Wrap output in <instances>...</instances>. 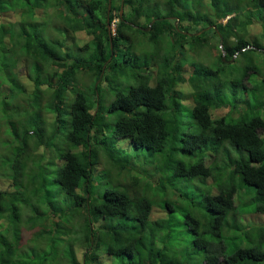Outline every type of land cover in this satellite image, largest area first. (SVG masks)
Returning <instances> with one entry per match:
<instances>
[{
    "label": "trees",
    "instance_id": "trees-1",
    "mask_svg": "<svg viewBox=\"0 0 264 264\" xmlns=\"http://www.w3.org/2000/svg\"><path fill=\"white\" fill-rule=\"evenodd\" d=\"M120 4L0 0V264H264V0Z\"/></svg>",
    "mask_w": 264,
    "mask_h": 264
},
{
    "label": "rangeland",
    "instance_id": "rangeland-1",
    "mask_svg": "<svg viewBox=\"0 0 264 264\" xmlns=\"http://www.w3.org/2000/svg\"><path fill=\"white\" fill-rule=\"evenodd\" d=\"M122 1V0H121ZM54 9V8H53ZM18 14L19 13H17L16 15H15V18H17L18 19ZM54 14V13H53ZM243 16H244V13H243ZM245 16H247V17H249L250 15H248V14H246L245 13ZM51 21L50 22H48L49 23V35L51 36V38H52V42H55V41H57L59 38H61L62 37V35L64 34V26L62 27V31L61 32H57V29L58 28H60V26H59V21L57 22L56 20H54V19H50ZM201 26V24L198 26V28ZM197 28V29H198ZM205 28V27H204ZM52 29L54 30V31H52ZM200 31V30H199ZM260 32H261V29H260V27L258 26V25H256L255 26V28L254 27H252L251 29H250V32H249V39H252V37H254V36H257V35H259L260 34ZM197 33H200V32H197ZM129 34L131 35V37L132 38H134V41H135V44H137V46L141 43V39H142V37H143V35L141 34V33H139V32H135V31H133V30H131V31H129ZM75 39L78 41V45H80V40H81V43H83V42H88V40L90 39L89 37H86L85 35H76L75 36ZM166 43H168V41H166ZM137 46H135V50L138 52V50L140 49V48H138L137 49ZM140 46V45H139ZM260 50V49H259ZM261 51H262V49H261ZM135 52V51H134ZM136 55H138L137 53H135ZM141 56V55H140ZM247 56H249V57H251V59L253 60V62L255 63V64H258L259 62H260V60H261V57L259 56V55H257V56H253V55H251V54H248ZM141 57H143V56H141ZM248 57V58H249ZM241 59V57L238 59V60H240ZM213 62V59H210L209 61H208V63H209V67H211L212 65H211V63ZM16 73L18 74V79L22 82H25V80L22 78L23 77V71L21 70V69H19V70H16ZM119 76V75H118ZM120 77V76H119ZM131 81V82H130ZM116 86H114L115 88L116 87H120V88H122V90H125V89H127L133 82H132V79H127L126 77H122V78H120V79H118L117 78V81H116ZM13 87H11V89H12ZM112 90V89H111ZM114 90V89H113ZM27 91L29 92L30 91V89H27ZM184 92H185V94L186 95H188L189 96V92H187V90H186V88L184 87V90H183ZM14 93L16 94V96H19V94L20 93H18L17 92V90L16 89H14ZM2 97V96H1ZM0 97V100L2 99ZM185 99L188 101L189 100V98L186 96L185 97ZM10 105H11V103H13V102H15V99H13V100H11V99H7L6 100ZM18 100L16 99V102H17ZM1 102V101H0ZM227 111V109H216V110H213V113H216V114H221V113H223V112H226ZM5 136V134L4 133H2V131H0V138H2V137H4ZM9 182V181H8ZM8 182H6V180H5V177H3V176H1L0 175V190H2V189H5V187L7 186V184H8ZM212 181L211 180H208L207 181V184H209V183H211ZM56 201V200H55ZM21 204V203H20ZM52 210H53V212L55 213L54 214V216H51L50 217V219H48V221L45 223V226L47 227V228H49V227H54V225L56 224V225H59L61 222H58V221H56L57 220V218H58V212L62 209V207L60 206V205H56V206H54V205H52ZM22 208V207H21ZM27 208H29V207H27L26 205H24V211H26L27 210ZM158 217H160V213L158 212V210L157 209H154V213H153V215H152V219H156V218H158ZM259 219H261V221H258L257 223L258 224H260V223H263L264 224V217L263 218H259ZM79 219H75L74 220V222H73V225L74 226H77V227H79ZM81 227V226H80ZM73 230H75V227L73 228ZM258 236H259V234H256V237L258 238ZM21 243H22V246H28V245H30L29 243H26V242H23V241H21ZM19 246H20V240H19ZM42 246H44V242L42 243Z\"/></svg>",
    "mask_w": 264,
    "mask_h": 264
},
{
    "label": "clouds",
    "instance_id": "clouds-1",
    "mask_svg": "<svg viewBox=\"0 0 264 264\" xmlns=\"http://www.w3.org/2000/svg\"><path fill=\"white\" fill-rule=\"evenodd\" d=\"M124 0H122V2H123ZM121 5V4H120ZM110 7H111V4H110ZM120 10V9H119ZM107 11H108V7H107ZM123 11H124V7H123ZM123 11H122V13H123ZM109 12H110V9H109ZM109 12H107V20H108V26H107V29H109V31H110V38H111V41H112V37L114 36V34H115V23H117V20L115 19V20H113V22L112 23H110L109 22V19H108V14H109ZM120 16V15H119ZM121 16H122V14H121ZM177 26V25H176ZM149 27V26H148ZM147 27V28H148ZM143 32H145L143 29H145V28H141V27H139ZM150 29V28H149ZM52 31H54L53 29H52ZM205 31V30H204ZM199 32H201L202 33V31H199ZM187 34V33H186ZM197 33H195V35H196ZM200 35V34H199ZM109 36V35H108ZM111 41L109 40V42H110V49H111ZM218 50L220 51V53L222 54V57H224V61H225V52H224V50H223V48H222V39L220 38V41H219V45H218ZM237 56V54H235L234 55V57L233 58H231L230 60H228V63H232L233 61H234V59H235V57ZM223 61V60H222ZM5 134V133H4ZM208 180H211V176L210 177H208L207 178V181ZM59 219L57 218V220L56 221H58ZM59 222V221H58ZM57 224V223H56ZM54 225V227H52V231H54V229H55V227L57 226V225Z\"/></svg>",
    "mask_w": 264,
    "mask_h": 264
},
{
    "label": "water",
    "instance_id": "water-1",
    "mask_svg": "<svg viewBox=\"0 0 264 264\" xmlns=\"http://www.w3.org/2000/svg\"><path fill=\"white\" fill-rule=\"evenodd\" d=\"M110 4H111V0H108V11L107 12H109ZM122 11H123V2L121 1L120 10H119L120 17H121ZM151 25H152V23L149 25L148 28H145L143 30L145 32H148ZM107 26H108V20H107ZM211 28H213V26H209L206 30L211 29ZM199 34H201V32L200 33H197L196 35H199ZM108 35H109V40L111 41L109 29H108ZM222 60L224 61V57H222Z\"/></svg>",
    "mask_w": 264,
    "mask_h": 264
}]
</instances>
